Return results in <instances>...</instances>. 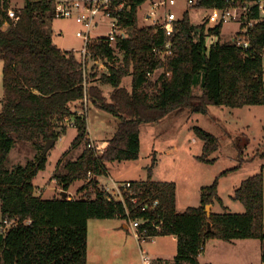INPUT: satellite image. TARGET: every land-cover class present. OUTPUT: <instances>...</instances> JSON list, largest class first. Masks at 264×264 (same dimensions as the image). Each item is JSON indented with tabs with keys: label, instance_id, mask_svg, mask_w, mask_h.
<instances>
[{
	"label": "trees",
	"instance_id": "obj_1",
	"mask_svg": "<svg viewBox=\"0 0 264 264\" xmlns=\"http://www.w3.org/2000/svg\"><path fill=\"white\" fill-rule=\"evenodd\" d=\"M146 1L111 0L112 8L123 4L119 25L127 29V35L118 36L114 45L107 37L93 39L89 45L91 60L100 59L108 66L99 81L113 87L109 99L98 85L86 86L88 75L78 54L54 43L48 29L55 19L53 0H24L14 18L0 8L4 86L0 101V210L2 221H13L6 231H0V264H87L91 218L144 219L140 230H146V240L174 236L177 253L173 259L157 258L148 264H200L199 255L213 238L264 241L263 171L244 179L235 189L234 199L245 207L238 213L207 214L206 205L223 203L217 180L201 188L199 207L179 212L177 184L153 179V165L146 179L131 180L130 187L121 188L123 200L111 198L100 187L99 176L107 173L108 163L139 158L142 123L160 120L186 106L207 113L211 105H264V20L249 28L247 48L221 39L223 23L208 28L206 24L194 25L188 10L173 22V33L167 36L159 23L139 26L138 10ZM193 6L221 8L225 0H195ZM250 17H259L257 8ZM212 36L218 40L211 43ZM168 40L172 54L161 60L154 49ZM161 67L165 71L159 76L160 86L151 96L145 89L150 82L148 73ZM127 75L132 76L131 90L122 85ZM195 87L201 88L199 95L194 94ZM88 96L116 118V132L98 152L89 137L87 120L77 117L72 147L84 143L85 148L76 159L66 161L65 173L55 176L65 191L75 181L84 180L78 192L85 193L78 198H43L36 194L34 179L46 168V142L57 141L66 132L65 121L74 116L73 107ZM194 131L203 141V154L197 159L213 162L207 154L219 148L218 137L198 126ZM17 141L32 142L40 154L8 168ZM245 142H234L240 154Z\"/></svg>",
	"mask_w": 264,
	"mask_h": 264
},
{
	"label": "rangeland",
	"instance_id": "obj_2",
	"mask_svg": "<svg viewBox=\"0 0 264 264\" xmlns=\"http://www.w3.org/2000/svg\"><path fill=\"white\" fill-rule=\"evenodd\" d=\"M164 0H147L138 10L139 26L162 23L169 11L177 13L180 18L188 10L194 25L206 24V28L214 24L206 17V10L189 5L186 0H177L172 6L159 5L156 2ZM24 0H12V6L22 9ZM155 14L151 15V11ZM149 15V17H148ZM151 16V17H150ZM239 21L232 19L224 24L222 40L230 41L239 32ZM105 26H108L106 23ZM54 43L63 50H78L84 45V37L78 36V31L85 30V25L73 18H57L48 24ZM106 28L98 31L106 33ZM97 30L92 32H98ZM213 38L210 37V41ZM119 57L122 58V53ZM120 58V59H121ZM165 71L164 67L150 75L146 91L153 96L159 86V76ZM108 72V66L101 61L89 62L86 86L98 85L109 99L113 87L103 84L99 78ZM91 73L96 75L90 76ZM122 85L131 90L132 76L127 75ZM194 94L201 93L200 87H195ZM4 95L3 59L0 57V101ZM86 97L75 104L74 116L65 121L66 132L57 141L51 143L47 153V164L34 179L36 194L43 198L62 196V185L55 174L65 173L64 165L68 159H76L85 144L72 147L77 135V117L87 120V129L92 144L98 152H102L107 141L116 132V118L99 108L91 99ZM2 102H0V109ZM198 126L212 132L218 137L219 148L207 154L213 162L197 159L203 154V141L196 136L194 128ZM141 148L139 158L135 160L116 161L108 163L107 173L99 176L100 187L104 188L111 198L123 200L124 185L131 180H141L148 177V169L152 165V177L160 181H174L177 184V210L184 212L188 207L201 205V188L209 186L217 180V192L222 199L221 204L215 201L210 205L214 212H244L242 202L234 199L235 189L249 176L263 171L264 175V105H246L232 108L228 106L211 105L207 113H196L191 107H180L168 112L160 120L144 122L140 128ZM238 140L244 143L240 152L234 146ZM48 144V142H46ZM100 149V150H99ZM69 150L67 155H63ZM40 152L29 141H17L12 149L6 166L12 168L35 159ZM235 167H238L234 169ZM234 169L223 174L225 170ZM84 180L75 181L67 190V196L78 198L84 190L78 189ZM91 192V190H88ZM206 209V207H205ZM132 220L123 218H91L88 222V252L87 264H148L163 254L168 261L177 252L176 241L172 236H159L154 242L139 240L135 236ZM121 222H127L129 229L123 228ZM13 224L12 220L2 221L0 211V231H6ZM264 241L260 239H235L226 241L219 238L210 239L205 252L199 255L201 264H263L262 250ZM144 250V251H143ZM157 252V255H155Z\"/></svg>",
	"mask_w": 264,
	"mask_h": 264
},
{
	"label": "built area",
	"instance_id": "obj_3",
	"mask_svg": "<svg viewBox=\"0 0 264 264\" xmlns=\"http://www.w3.org/2000/svg\"><path fill=\"white\" fill-rule=\"evenodd\" d=\"M54 1V12L57 18H73L77 22L85 25V30L78 31V36L84 37V45L78 49L73 50L77 53L80 60L83 63L84 73L87 75V70L89 62L91 60V52L89 45L93 39H98L99 37H107L109 42L114 45L117 42L118 36L126 37L127 29L122 28L119 25V19L121 18V10L123 4L118 7L112 8L111 0H53ZM189 5H193L195 0H186ZM177 3V0H164L162 2H156L154 8L161 5L172 6ZM0 8L6 12L8 17L14 18L17 12L21 10L12 6V0H0ZM259 12L258 18H251L250 16L256 11ZM206 17L209 22L214 25L220 23H227L232 19L239 21V32L235 35L234 42L238 45L247 48L250 45L248 39L249 28L254 25L255 22L259 20H264V0H252V1H242V0H225V6L221 8L205 9ZM155 12L152 10L151 15ZM151 17V16H150ZM178 19L177 13L172 10L166 15L164 21H162L161 26L165 30L166 35L170 36L173 33V22ZM108 23V26H105ZM213 25V26H214ZM105 27L106 33L98 31L101 27ZM98 31L93 33V31ZM155 55L163 60L168 55L172 54V42L168 40L163 47H156L154 49ZM151 75V73H148ZM86 83V81H85ZM100 150V149H99ZM131 183L128 181L124 187H130ZM135 201V199H134ZM158 201H155L157 204ZM131 224L135 227V236L139 240H144L146 230L141 231L140 226L146 221L144 219H130ZM154 238V237H153ZM151 238V239H153ZM204 250V249H203ZM144 251V250H143ZM145 263H149V259L143 256Z\"/></svg>",
	"mask_w": 264,
	"mask_h": 264
},
{
	"label": "crops",
	"instance_id": "obj_4",
	"mask_svg": "<svg viewBox=\"0 0 264 264\" xmlns=\"http://www.w3.org/2000/svg\"><path fill=\"white\" fill-rule=\"evenodd\" d=\"M148 17H149V15H148ZM224 28V27H223ZM237 30H239V27H238V29ZM222 34H223V30H222ZM222 34H221V38H222ZM212 40H211V43L212 42H216L217 40H218V36H212ZM234 38H235V35L231 38V40L233 41L234 40ZM105 144H108V142L107 141H105L104 142ZM107 146V145H106ZM1 211V210H0ZM121 224H122V226H123V228H125L126 230H130L129 229V224L127 223V222H121ZM166 236H171V235H166ZM157 237H159V236H156V237H154L153 239H151V240H149V241H147V242H150V241H152V242H154L155 241V239L157 238ZM174 239H175V241H176V238L174 237V236H172ZM210 240H208L207 241V243L209 242ZM207 243H206V245H205V247H204V250H203V252H205L206 251V249H207ZM176 245H177V241H176ZM202 252V253H203ZM177 253V252H176ZM155 255H157V252H155ZM174 257V256H173ZM157 258H164V259H166V257L163 255V254H161L160 256H157ZM199 262H200V258H199ZM200 264H201V262H200Z\"/></svg>",
	"mask_w": 264,
	"mask_h": 264
},
{
	"label": "water",
	"instance_id": "obj_5",
	"mask_svg": "<svg viewBox=\"0 0 264 264\" xmlns=\"http://www.w3.org/2000/svg\"><path fill=\"white\" fill-rule=\"evenodd\" d=\"M54 142V140H49L48 141V144L45 148V153L48 151V149L50 148V145L51 143ZM67 196V191H62V197H66ZM206 211H207V214L210 215L211 214V210H210V205H206ZM209 229H211V224L209 223Z\"/></svg>",
	"mask_w": 264,
	"mask_h": 264
}]
</instances>
